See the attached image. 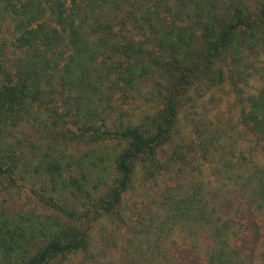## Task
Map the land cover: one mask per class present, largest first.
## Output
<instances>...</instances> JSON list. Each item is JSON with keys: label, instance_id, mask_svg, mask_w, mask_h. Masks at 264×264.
Wrapping results in <instances>:
<instances>
[{"label": "trees", "instance_id": "obj_1", "mask_svg": "<svg viewBox=\"0 0 264 264\" xmlns=\"http://www.w3.org/2000/svg\"><path fill=\"white\" fill-rule=\"evenodd\" d=\"M255 262L264 0H0V264Z\"/></svg>", "mask_w": 264, "mask_h": 264}, {"label": "rangeland", "instance_id": "obj_2", "mask_svg": "<svg viewBox=\"0 0 264 264\" xmlns=\"http://www.w3.org/2000/svg\"><path fill=\"white\" fill-rule=\"evenodd\" d=\"M197 100H202V98H200V99H196V102L198 103V101ZM204 103V102H203ZM199 110H200V107L198 108ZM255 264H257V262H255Z\"/></svg>", "mask_w": 264, "mask_h": 264}]
</instances>
